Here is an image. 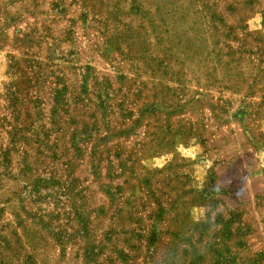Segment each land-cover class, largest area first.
<instances>
[{
	"label": "rangeland",
	"instance_id": "rangeland-1",
	"mask_svg": "<svg viewBox=\"0 0 264 264\" xmlns=\"http://www.w3.org/2000/svg\"><path fill=\"white\" fill-rule=\"evenodd\" d=\"M0 264H264V0H0Z\"/></svg>",
	"mask_w": 264,
	"mask_h": 264
}]
</instances>
